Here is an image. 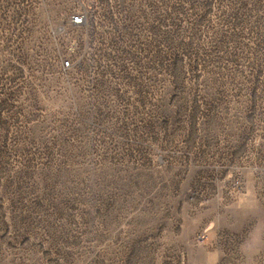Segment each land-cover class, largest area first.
I'll return each mask as SVG.
<instances>
[{
    "label": "rangeland",
    "instance_id": "rangeland-1",
    "mask_svg": "<svg viewBox=\"0 0 264 264\" xmlns=\"http://www.w3.org/2000/svg\"><path fill=\"white\" fill-rule=\"evenodd\" d=\"M0 264H264V0H0Z\"/></svg>",
    "mask_w": 264,
    "mask_h": 264
},
{
    "label": "built area",
    "instance_id": "built-area-1",
    "mask_svg": "<svg viewBox=\"0 0 264 264\" xmlns=\"http://www.w3.org/2000/svg\"><path fill=\"white\" fill-rule=\"evenodd\" d=\"M70 23L72 25L84 26L85 25V17L80 12L75 13V14L71 15ZM62 66L64 68H70L71 64H70L69 60L65 59V60L62 61Z\"/></svg>",
    "mask_w": 264,
    "mask_h": 264
}]
</instances>
